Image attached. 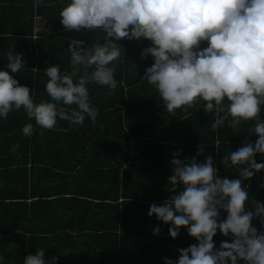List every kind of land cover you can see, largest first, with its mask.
I'll use <instances>...</instances> for the list:
<instances>
[{
    "label": "trees",
    "instance_id": "trees-1",
    "mask_svg": "<svg viewBox=\"0 0 264 264\" xmlns=\"http://www.w3.org/2000/svg\"><path fill=\"white\" fill-rule=\"evenodd\" d=\"M68 2L0 0V67L23 53L35 104L53 102L48 64L90 75L72 40L116 53L82 124L0 119V264H264V0H136L118 42L66 31Z\"/></svg>",
    "mask_w": 264,
    "mask_h": 264
},
{
    "label": "clouds",
    "instance_id": "clouds-1",
    "mask_svg": "<svg viewBox=\"0 0 264 264\" xmlns=\"http://www.w3.org/2000/svg\"><path fill=\"white\" fill-rule=\"evenodd\" d=\"M135 6L136 0H70L61 8L60 23L66 31L99 29L108 38L118 42L129 35V29L134 21ZM46 25L48 26L47 22ZM37 36L39 33L35 37ZM69 48L73 67L82 66L91 69L90 75L74 82L72 75L60 71L59 65L48 64L44 69V74L48 77L44 88L53 102L39 104L33 102L30 87L21 84L13 75L19 73L27 63L23 53L8 52L6 63L0 67V119L7 118L11 110H19L23 107L28 117L34 118L36 124L45 129L53 128L57 117L74 124L83 123V114L90 112L86 84L89 81L97 83L106 81L109 65L116 53L109 43L89 49L84 47L82 41L72 40ZM245 70L239 68L238 72L246 74ZM59 103L67 106L75 105L76 108L66 113L62 108H57L56 105ZM22 131L25 136L31 135L32 125L26 124ZM60 259L56 253H50L46 257L45 250L38 248L34 253L24 257L23 264H60Z\"/></svg>",
    "mask_w": 264,
    "mask_h": 264
},
{
    "label": "built area",
    "instance_id": "built-area-1",
    "mask_svg": "<svg viewBox=\"0 0 264 264\" xmlns=\"http://www.w3.org/2000/svg\"><path fill=\"white\" fill-rule=\"evenodd\" d=\"M35 27L37 28L36 33L40 32V30L47 32L49 29L46 25L45 18L40 14L35 16Z\"/></svg>",
    "mask_w": 264,
    "mask_h": 264
}]
</instances>
